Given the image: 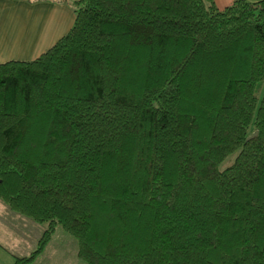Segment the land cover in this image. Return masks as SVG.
Listing matches in <instances>:
<instances>
[{
  "label": "trees",
  "instance_id": "16d2710c",
  "mask_svg": "<svg viewBox=\"0 0 264 264\" xmlns=\"http://www.w3.org/2000/svg\"><path fill=\"white\" fill-rule=\"evenodd\" d=\"M57 1L0 62V199L46 224L12 264L58 224L86 264H264V0Z\"/></svg>",
  "mask_w": 264,
  "mask_h": 264
},
{
  "label": "crops",
  "instance_id": "0c3cea01",
  "mask_svg": "<svg viewBox=\"0 0 264 264\" xmlns=\"http://www.w3.org/2000/svg\"><path fill=\"white\" fill-rule=\"evenodd\" d=\"M73 19V7L66 2L0 0V62L24 59L29 52L34 56L36 48L51 46Z\"/></svg>",
  "mask_w": 264,
  "mask_h": 264
},
{
  "label": "rangeland",
  "instance_id": "374dc122",
  "mask_svg": "<svg viewBox=\"0 0 264 264\" xmlns=\"http://www.w3.org/2000/svg\"><path fill=\"white\" fill-rule=\"evenodd\" d=\"M232 1L233 0H214V3L219 9H223L224 6L230 4ZM53 43L54 42H52V45ZM49 47L50 46L30 48V50L36 48L34 56H31L29 52L23 56L24 59L19 60H30ZM263 91L264 77L256 84L255 94L257 102L260 101ZM45 225V223H38L26 217H22L21 215L12 213L7 205L0 199V264H12L15 257L28 255L34 250L38 246V239ZM33 262L34 264L38 262L40 264H86L77 256L76 240L64 232L59 224L56 225L51 238L45 244L42 252L35 257Z\"/></svg>",
  "mask_w": 264,
  "mask_h": 264
},
{
  "label": "water",
  "instance_id": "95a60500",
  "mask_svg": "<svg viewBox=\"0 0 264 264\" xmlns=\"http://www.w3.org/2000/svg\"><path fill=\"white\" fill-rule=\"evenodd\" d=\"M256 132H254V134H255Z\"/></svg>",
  "mask_w": 264,
  "mask_h": 264
}]
</instances>
